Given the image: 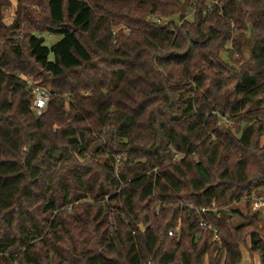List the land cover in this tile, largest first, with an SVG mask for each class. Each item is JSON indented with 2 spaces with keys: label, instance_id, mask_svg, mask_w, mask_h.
<instances>
[{
  "label": "trees",
  "instance_id": "trees-1",
  "mask_svg": "<svg viewBox=\"0 0 264 264\" xmlns=\"http://www.w3.org/2000/svg\"><path fill=\"white\" fill-rule=\"evenodd\" d=\"M263 135L264 0H0V264H264Z\"/></svg>",
  "mask_w": 264,
  "mask_h": 264
},
{
  "label": "rangeland",
  "instance_id": "rangeland-1",
  "mask_svg": "<svg viewBox=\"0 0 264 264\" xmlns=\"http://www.w3.org/2000/svg\"><path fill=\"white\" fill-rule=\"evenodd\" d=\"M12 7L11 8H6L3 10V16H4V23L6 25H9L12 22L13 19V15L15 12V7H14V3H12ZM190 19V18H189ZM43 37L45 38V45L47 47L52 46L53 44H55L57 41H59L61 39V36L59 35H43ZM23 80H27L28 82L34 83L33 80L22 76L21 77ZM35 84V83H34ZM45 86V85H44ZM264 141V135L263 137L260 139V145L263 143ZM259 192V191H258ZM261 194H257V193H252L251 197L249 198V202H250V212L251 213H255L256 217L254 219V222H256L259 226H264V189H262ZM261 198L263 204L260 206H256L255 203L257 202V200ZM233 209H238L243 213H246V208H245V201H241L239 203L233 204L232 205ZM233 221L236 225H239L241 223V219L238 216H234L233 217ZM177 229V228H176ZM247 246L249 245V241H246ZM242 250V262L241 264H258V258L257 257H253V258H249L248 254L246 253V251L244 249Z\"/></svg>",
  "mask_w": 264,
  "mask_h": 264
},
{
  "label": "built area",
  "instance_id": "built-area-1",
  "mask_svg": "<svg viewBox=\"0 0 264 264\" xmlns=\"http://www.w3.org/2000/svg\"><path fill=\"white\" fill-rule=\"evenodd\" d=\"M25 81H26L28 89L33 94V101H32L31 108L34 111L36 116H40L42 114L43 110L46 108V105L48 103V100H49L51 94L46 88H44L40 85L28 82L27 80H25ZM262 204H263V202H262L261 198H259L257 200V202L255 203V205L257 207L262 205ZM169 235H171V233H169ZM148 264H151V263H148Z\"/></svg>",
  "mask_w": 264,
  "mask_h": 264
}]
</instances>
